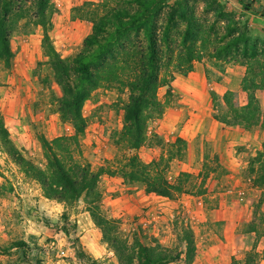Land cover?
<instances>
[{"label":"rangeland","instance_id":"374dc122","mask_svg":"<svg viewBox=\"0 0 264 264\" xmlns=\"http://www.w3.org/2000/svg\"><path fill=\"white\" fill-rule=\"evenodd\" d=\"M100 1L52 0L54 13L49 35L63 58L81 51L84 38L91 32V19L100 15L89 4ZM177 1L180 0H169L158 14L159 34L166 26V12L176 7ZM186 1L202 25L195 43L202 58L193 66L202 69L207 96L212 99L211 93H214L217 99L212 100L211 106L198 102L202 112L205 115L226 113L223 95L216 92L226 89L237 94L235 102L239 106L247 104L248 94L253 91L264 112V89L259 87L260 79L254 80L257 88L243 91L241 83L246 68L231 60L227 62L224 58L214 57V49L228 40L225 38L226 24L231 19L216 15L213 0ZM215 1L231 14L235 21L233 27L246 29L258 41L259 50L264 51V0ZM242 4L249 8L245 10ZM184 29L185 24L181 21L176 28H171L170 39L175 47L179 45ZM136 36L142 38L140 34H132V40L136 41ZM41 39V28L27 25L26 20L20 21L13 32L12 66L6 68L0 63V114L14 145L27 159L44 168L46 159L40 137L52 141L72 135L74 130L71 124L62 122L57 113V99L62 92L42 52ZM120 76L126 81L131 75L125 71ZM160 77L168 81L171 93L167 96L168 87L161 86L157 90L158 99L165 102L166 108L182 110V98L176 93L180 85L175 80L184 76L169 67L161 71ZM247 84L251 83L248 81ZM127 97L128 91L122 85L102 80L83 104L86 128L79 145L69 146L68 153L60 151L67 164L79 162L88 165L92 172L100 173L101 212L115 220L121 238L132 246L141 244L158 252L183 253L178 233L183 226L190 225L196 246L193 264H244L247 256L251 259L250 264H264V184L255 186L253 179L257 174L251 173L252 159L258 153L264 155V128L234 126L230 129L231 133L236 132V139L231 138L233 143L229 139L230 143L217 146L214 151L206 140L194 141L191 145L184 141L172 147L175 140L171 137L175 130L170 131L171 127L160 122L163 115L161 118L152 115L147 124V141L133 153L145 163L164 157L166 177L171 182L182 172L191 175L185 185L190 192L170 200L147 194L140 185L123 184L116 173L112 174L129 154L115 144ZM180 114L183 118L189 116L184 109ZM168 151L174 155L170 160ZM242 206L239 221L221 219L224 210L233 213ZM250 226H254V231H248ZM16 243H22V246ZM0 264L118 262L102 241L99 229L86 210L83 196L72 204L47 199L40 186L26 178L0 148Z\"/></svg>","mask_w":264,"mask_h":264},{"label":"trees","instance_id":"16d2710c","mask_svg":"<svg viewBox=\"0 0 264 264\" xmlns=\"http://www.w3.org/2000/svg\"><path fill=\"white\" fill-rule=\"evenodd\" d=\"M111 1L114 3L110 4ZM168 2L169 0H101L96 4H89L100 15L91 19V32L84 38L81 51L63 58L49 35L54 13L52 0H0V63L6 68L12 66L14 52L11 48V36L20 21L26 20L27 25L41 28L42 52L48 60L53 79L62 92L57 99V113L60 120L71 124L74 130L72 135L60 136L52 141L40 137L46 159V165L42 168L27 159L14 145L0 114V148L26 178L40 186L47 199L72 204L83 196L92 222L99 229L102 241L113 252L118 264H193L196 246L192 228L185 225L178 233V240L184 247L183 253L158 252L141 244L130 245L118 234L115 220L108 219L101 212L102 194L98 187L100 173L92 172L88 165L79 162L67 164L60 151L68 153L69 146L79 145V139L86 128L82 107L91 91L102 80L117 82L128 91V97L122 109V127L116 134L115 144L129 151V154L112 174L116 173L123 184L140 185L145 193L170 200L190 192L185 187L190 174L182 172L171 182L166 177L164 157L145 163L133 153L147 141L148 120L152 115L157 118L163 115L166 106L165 102L158 99L157 90L165 86L168 87L167 96L171 93L168 81L160 77L161 71L173 67L176 72L186 76L193 70V63L202 58L195 44L200 37L202 25L186 0L177 1L176 7H171V11L166 12V26L161 34L158 33V14ZM242 5L245 10L249 8ZM212 6L217 16L231 19L226 24L225 38L228 40L214 49V57L224 58L227 62L231 60L246 68L241 90L247 92L257 88L254 83L256 78L260 79L259 87L264 89V51L259 50L258 41L246 29L233 27L235 21L221 4L213 0ZM178 21L185 24V29L179 45L175 47L170 39V30L178 26ZM132 34H140L142 38L138 39L136 36L137 40L134 41ZM125 71H129L131 76L123 81L120 75ZM248 81L250 85H246ZM211 95L215 102L217 99L214 93ZM235 98L237 99L236 93L226 91L222 101L227 112L223 115L212 113V118L225 126L264 128V112L259 108L253 91L248 94V102L244 106H239ZM180 143H184V140L177 138L170 146L175 147ZM167 153L169 160L172 159V152ZM69 158L72 160V157ZM252 160L251 173L257 174L253 180L255 186L261 187L264 184V155L258 153ZM203 179L204 177L202 182ZM248 231H254V226H250ZM16 245L22 246V243ZM250 262L251 259L247 256L244 264Z\"/></svg>","mask_w":264,"mask_h":264},{"label":"crops","instance_id":"0c3cea01","mask_svg":"<svg viewBox=\"0 0 264 264\" xmlns=\"http://www.w3.org/2000/svg\"><path fill=\"white\" fill-rule=\"evenodd\" d=\"M202 73L201 67L195 65L193 66V70L188 73L187 76L175 80V83L177 81L180 85V87L176 89V93L182 98L181 102L184 104L182 110L184 109V111H187V114L189 115L188 118L182 117V114H180V111H182L181 109L180 111H177L165 107V112L163 113V118L160 122L169 128L171 127L170 131L175 130V135L171 137L173 141L180 138L188 145H191L194 141L200 140V142H202V140H206L210 142V146H212V150L214 151V148L217 146H222L223 144H228L230 142L233 143V139H236V137H234V133L236 132L233 131L231 133L230 129L233 130L232 126H225L217 122L212 118L211 113L205 115V112H202V105H200V107L198 106V102L202 103V101L205 106H211L212 104L211 96H207L208 92L205 88L207 85L202 80ZM228 81L232 80L229 79ZM184 82H187V84ZM226 90L223 92H216L223 95ZM229 134L231 137H229ZM232 136L233 139H231ZM229 139L231 140L230 142ZM215 152L216 154H219L217 150ZM243 208L244 207L242 206L233 213L224 210L221 219L227 221L235 219L237 222L241 218L240 214L243 212ZM234 213L237 215L234 216Z\"/></svg>","mask_w":264,"mask_h":264}]
</instances>
